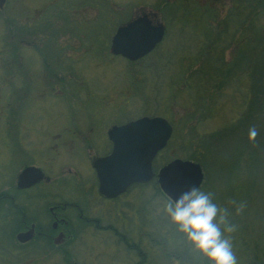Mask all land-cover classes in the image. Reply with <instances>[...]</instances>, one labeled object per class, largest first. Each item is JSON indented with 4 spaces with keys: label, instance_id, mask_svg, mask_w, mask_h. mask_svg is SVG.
I'll use <instances>...</instances> for the list:
<instances>
[{
    "label": "rangeland",
    "instance_id": "1",
    "mask_svg": "<svg viewBox=\"0 0 264 264\" xmlns=\"http://www.w3.org/2000/svg\"><path fill=\"white\" fill-rule=\"evenodd\" d=\"M67 1L4 0L0 6V132L6 130L9 122L12 124L7 134L0 133V137L7 139H0V191L5 189L13 174L15 175L25 163L44 166L53 180L50 183H41L28 197L20 199L29 205L28 215L35 216V219L42 223L47 220L45 203L52 198L48 194L50 192H55L57 196L55 200L76 199L89 210L92 206L98 207L99 200H91L92 202L88 203L89 195H84L80 190L81 176L82 181L92 180V173L88 167L89 156L105 152L103 135L112 124L142 115H161L160 111L166 108V104L162 99L157 100L158 102L154 100V93L157 92H152L155 90L153 84L148 81L144 85L141 75L143 71L149 69L156 76L155 70L162 67L164 61L167 64L165 58L184 37L178 28H169L167 33L165 31L166 35L164 34L162 41L155 47L156 52L151 51L140 58L141 60L138 59L140 62L133 71V66L131 68L119 56L113 55L115 58L105 56L104 49L106 50L110 36L118 25L114 29L109 27L108 33L102 25L104 23L101 19L102 9H97L96 4L102 3L103 7L107 4L112 5L121 12L118 14L119 17L126 20L142 12H153L156 13V20L165 25L161 12L156 8L165 0H84L80 4L76 2L70 4ZM89 1L95 6L87 4ZM218 2L228 4L232 0ZM201 4L205 5V0ZM212 5L217 7V4ZM48 21H52V24H46ZM34 22L39 23L35 29L36 35H46L45 44L51 52L45 55L50 69L55 67L54 63L57 60L54 59V54L51 55L53 48L55 47L57 52H62L61 46L64 47L61 53L64 57L61 55V63L59 62L57 66V69L60 65L63 68L58 73L55 70L57 73L55 75V72L52 73L43 67L41 56L22 48L24 73L19 72L14 76L13 86L16 90L22 85L26 87L31 85L25 91L23 87L19 92L9 91L7 54L3 53L6 42H11L10 37L16 36L18 27L28 26ZM175 23L173 26H180L176 20ZM91 27L96 31L100 29V32L91 33L89 29L85 34V28ZM72 28L75 30H71ZM263 32L252 38L255 40L253 45H248L247 48L244 44L245 47L240 46L243 49L238 52L248 54L244 58L259 68L257 74L264 73ZM186 34L191 39L192 34L188 32ZM248 35L252 37L251 34ZM233 58L231 59L228 52L225 61L229 63ZM242 59L239 57V67L236 66V69L229 71L227 67L224 70L222 83L231 75L241 76L244 73ZM166 67L170 66L161 69ZM128 72L131 73L130 80L126 79L125 82L123 76H127ZM25 73L32 76L31 83L22 81L27 78ZM166 73L168 75L169 72ZM247 73H250L249 69ZM257 74L255 85L262 88ZM243 85L247 88L249 86V78L246 75ZM238 87V81H235L234 86L223 87V91L228 94L232 92V88ZM160 93L168 95L163 90ZM169 98L167 97L166 103L171 100ZM254 98L255 94L254 97L252 94L249 96L245 108L244 104L241 107L237 102L230 100L217 102V106L214 107L209 100L206 101L203 109L196 112L194 110L192 116L188 115L189 122L185 131L181 129L182 134L173 140L174 148L183 147L180 150L176 149L182 153L179 157L183 158L182 155L185 156L188 152H195L196 156L201 157L202 161L194 160L199 162L204 170L200 189L213 193L214 201L229 210L230 220L238 226L237 231L231 234L238 264H247L246 258L254 262H264V113L258 114V110L253 111L259 104L258 97ZM7 101H12L11 108ZM190 104L192 103L188 102L185 105L186 109H189ZM210 107L214 109L211 116L207 117L211 112ZM177 108L180 110L179 105L175 106V109ZM245 112L248 113L249 119L243 117L241 120ZM253 126L257 129L258 135L254 142H250L248 131ZM101 138L103 139L100 140ZM163 159L164 157L160 156L156 158L158 162ZM49 164L58 167H46ZM68 168L72 172H77V175L68 173ZM60 170L66 171L62 173ZM249 173L253 181L252 190L248 187L241 193L243 190L236 186L235 196L231 197L234 189L230 180L234 178L245 181ZM38 191H43L47 195L37 196ZM230 198H235L232 201L237 203H246L242 214L238 216L235 214V205L231 203ZM164 201H166L164 196L159 195L153 183H150L122 195L115 203H108L111 209L115 204L119 208L116 212L113 209L102 211L105 214L103 217L107 215L105 218L108 219L109 215L111 218L108 220L112 219L113 222L115 218L117 219V214L123 215L126 219L140 217L141 220L142 207L145 211L143 216L145 223L142 225L148 227V231L149 227L160 230L162 227L156 217V208ZM95 210L97 209L90 211L97 217L102 215ZM70 214L73 218L74 213L71 211ZM74 219L77 231L61 248L43 239L21 246L13 235L15 226L21 223L20 214L7 204H1L0 264H133L136 261L137 258L132 257L131 252L114 232L97 231L90 226L82 225L75 216ZM130 222L132 223V220ZM132 226L133 224L130 227ZM140 229L136 227L132 235L136 236ZM178 247L181 248L173 243L170 232L166 244H154L148 251L145 264H179V260L174 258L177 256L173 257L169 253L177 252Z\"/></svg>",
    "mask_w": 264,
    "mask_h": 264
},
{
    "label": "trees",
    "instance_id": "2",
    "mask_svg": "<svg viewBox=\"0 0 264 264\" xmlns=\"http://www.w3.org/2000/svg\"><path fill=\"white\" fill-rule=\"evenodd\" d=\"M83 1L84 0H68L67 2L70 4L72 2L80 4ZM202 1L203 0H165L156 6V8H158L161 12V16L164 20L166 33L169 28L173 29L176 27V29L178 28L181 31L184 37L180 40V44L178 46H174L168 56L166 58L164 57L165 60H167V64L164 61L163 66L155 70L156 76H154L149 69L147 71H143V74L141 75L142 80L145 82L144 85H146L148 81H151V85L153 84L152 87L155 90H152V92H157L156 94L154 93V100H164L166 108L161 109V106H159L162 110L160 111V114L166 117L173 127L172 136L168 141V144L157 155V157H164V159L161 160V162H158L156 157L154 160L155 169L173 157H177L182 154L176 149L180 150L183 149V147L180 146L179 148H174L173 140L176 139L177 135L182 134L181 129H184L185 131V127L189 122V119H187L188 115L192 116L194 110L196 112V110L200 111L203 109L206 101L209 100L212 107H214L217 106V102L230 100L232 102H237V104L241 107L244 104L243 108H245L249 101V96L252 94L254 97L255 94V98L258 97L259 104L256 109H253V111L258 110V114L264 113V73L260 72L257 74L259 68L254 63H251V61L248 62V60L244 58L248 54L245 55L244 53L243 55L238 53L243 49V47H245V45L247 48H249L248 45H253L255 40L252 38L256 37L258 33H262L264 31V0H232V2L228 4H219L218 0H205V5L201 4ZM87 4L93 5V2L89 1ZM212 4H217V7ZM96 5L98 6L97 9H102L101 19L104 20L102 25L105 29H107V32L109 27L114 29L117 25L128 20H126V18L119 17L120 15L118 14L121 12L112 7V5L107 4L104 7L102 3L100 5ZM175 20L178 24H180V26H173V24H176ZM74 22L77 23L76 20ZM46 24H52V21H48ZM37 25H39L37 22L28 24V26L31 27L30 30L26 28L27 26L25 27L24 25H21L18 27L16 36H23L25 30H28L30 36H36L35 29L37 28ZM86 26L88 25L86 24ZM89 29V32L91 33L100 32V29L96 31L93 27H91L85 28L84 33L86 34ZM71 30L74 31L75 29L72 28ZM186 32L192 34L191 39L187 36ZM248 34H251L252 37ZM262 35H264V32ZM43 36L46 37L45 34ZM81 37L83 38V36H80V38ZM6 44L7 45L5 46L3 53L8 54L11 42H6ZM242 45L243 47H240ZM13 46L14 53H20L22 51L21 48L18 47L17 40L14 41ZM61 49L64 51L63 46H61ZM109 49L108 41V46L106 47V50L104 49L105 56L115 58L113 57V54L110 53ZM41 51L44 53L51 52L50 48L45 43L44 48L43 50L41 49ZM52 51L53 53H51V55L54 54L55 57L56 53L58 57L57 60L59 59V62L61 63L60 57L61 55L64 57V54H61L63 51L57 52L55 47ZM155 52L156 51L154 49L152 53ZM228 52H230L231 59L234 57L229 63L225 61ZM239 57L243 58L242 66L244 67L242 72L244 73L241 76L231 75L225 82L222 83V76L224 75V70L227 69V67V70L229 71L233 70V68L236 69V66L239 67ZM122 59L127 62L131 68L133 66V71H135L136 64H139L141 60L129 61L124 58ZM167 65L170 67L161 69ZM62 68L63 66L60 65L58 69L56 68V72L58 73ZM248 69L250 73H247ZM50 71L52 73L55 72L54 69H51ZM166 72H169L168 75ZM255 74H257V79L263 85L262 88L255 85ZM126 75L127 76H123L125 82L126 79L130 80L131 73L128 72ZM245 75L249 78L248 88L243 85ZM235 81H238L239 87L237 89L232 88V92L226 94L223 91V87L234 86ZM161 90L165 91L168 95H161ZM258 90L260 91L257 94ZM169 96L171 97L169 98ZM167 97L171 100L166 103ZM188 102H191L192 104L189 105V109H186L185 105ZM176 105H179L180 110L184 111L178 112L180 110H178V108L175 109ZM212 107L209 108L211 112L207 115V117L211 116L212 109H214ZM243 117L249 119L248 113H243L241 120ZM247 123L248 121H246L245 125H247ZM182 157L191 160H201V157L196 156L195 152H188L185 156L182 155ZM252 167L255 166L252 165ZM152 183L157 193L162 195L157 183ZM230 183L233 184L234 189L231 197L234 193H236V186L239 190H243L241 193H244V190L248 187L250 190L253 188V181L250 173L245 181L235 180L232 178ZM138 187L139 186L135 188ZM201 187H199V189ZM230 199L231 203L232 200H235V198ZM145 210L147 209L145 208ZM144 213L145 211H143L141 207L140 215L142 214V219L140 220L139 217V219L132 220V223L129 218L126 219L123 215H121V219L124 222V228L121 230L119 229L118 234L115 233L119 237V240L127 247L128 251L131 252L132 257L137 258L133 264H145L147 261L148 251L154 246V244H166L169 240L170 232H172L173 243L178 244L181 248L178 247L177 252L169 251V253L173 257L174 255L177 256L174 258L179 260V264H207L205 258L189 250V245L184 242L182 236L175 231L174 226L168 222L165 216H156L157 220L161 224L160 226L162 227L160 230L151 229L149 227L150 230L148 231V227L145 228V226L142 225L145 223L143 218V216H145ZM139 222H141V224H138ZM126 224H130V226L133 224V226L130 227ZM136 227L141 229L135 236L132 235V233H135ZM246 262L247 264H264L263 261L254 262L250 261L248 258H246Z\"/></svg>",
    "mask_w": 264,
    "mask_h": 264
},
{
    "label": "water",
    "instance_id": "3",
    "mask_svg": "<svg viewBox=\"0 0 264 264\" xmlns=\"http://www.w3.org/2000/svg\"><path fill=\"white\" fill-rule=\"evenodd\" d=\"M4 0H0V6ZM156 13L142 12L118 25L110 40V51L130 61L149 54L162 40L165 28ZM171 123L161 115H142L107 129L112 142L109 154L96 157L92 166L98 178V191L105 197L124 192L132 183H145L154 176L168 198L201 185L204 173L198 162L179 157L165 163L155 173L152 161L171 135ZM44 174L35 166L25 167L18 176L19 186H29ZM20 240L22 234L18 235ZM77 264V263H72Z\"/></svg>",
    "mask_w": 264,
    "mask_h": 264
},
{
    "label": "flooded vegetation",
    "instance_id": "4",
    "mask_svg": "<svg viewBox=\"0 0 264 264\" xmlns=\"http://www.w3.org/2000/svg\"><path fill=\"white\" fill-rule=\"evenodd\" d=\"M26 27V26H25ZM29 26H27L26 28H28ZM44 35V34H43ZM43 35H36V36H30L28 33V30L24 31V35L21 37H15V36H11V45L9 48V52L7 54V68H8V75H7V80L10 82L9 83V91H21L22 87L23 90L25 91L26 88H28L29 85H27V87L25 85H22L20 88L15 90V87L13 86V78L14 76H16V74H18L19 72H22V74L24 73V59H23V55L22 51L20 53H14V46L13 43L15 40H17L18 43V47H20L21 49L25 48L29 51H33L35 54L39 55L42 57V62H43V67L45 69H50L48 63H47V59H46V55L44 52L41 51V49L43 50L44 48V43L46 40V37ZM29 44L31 45V47H29ZM54 59H57V56L54 57ZM59 63V59L55 61V67H53L54 70H56L57 66ZM32 69V68H31ZM27 71V69L25 70V72ZM29 71V69H28ZM39 71V70H37ZM41 73V72H40ZM44 73V72H43ZM27 75V78L22 81L25 82H30L33 80L32 76L29 75V73H25ZM55 75L57 74L56 72L54 73ZM40 77V76H39ZM38 77V78H39ZM37 88V86H35ZM22 95V94H21ZM8 102V106L11 108L12 107V101H7ZM13 110V109H12ZM120 121V120H119ZM123 123V121H120L119 123H115V124H120ZM12 124L9 122L7 125V128L4 132L9 131L11 129ZM4 132H0V133H4ZM104 139L101 138L100 140L103 139V143L106 145V149L105 152H103V154L98 155H90L89 156V165L88 167H90V171L92 173V180H86V181H82L83 177L81 176L80 178H82L80 180V185H81V192L84 195H89V202L91 203L93 200H99L100 204L98 205V207L93 208L92 206V211L93 209H97L95 211H99L98 214H102L101 216H95L94 212H91L89 210V208L86 209L85 205H83V203L79 200L76 199H67V198H61V200H55V192H50L48 193L50 196H52L51 199H48L46 201V217L47 220L45 223H42L39 219L36 220L35 216H30L28 215V211H29V205L27 203L24 202V200H20L21 198L24 197H28L29 193L32 191H35L36 187H39V185L41 183H50L53 178L51 175H49V173L46 172V170L42 167V166H37L34 164H27L25 163L24 165H22V167L19 168V170H17V172L15 173V175L13 174L11 181H9L7 183V186L5 187V189L0 191V205L1 204H7L9 208H13L14 211L18 214H20V219H21V223L18 224V226L14 228V238L15 241L20 244L21 246L30 244L32 242H36V240H46L47 242L55 245V246H59V248H61V246H64V244H66L70 239L71 236L73 235V233H76L77 228L76 225L74 224V216L75 218H77L82 225H87L90 226L91 228L97 230V231H111L114 232L116 234H118V230L120 229V224L122 225V228H124V222L121 219V215L117 214V219L115 218L114 222L110 220H108L109 218H111V216L108 215V219H106L105 217H103V215H105L102 211H110V210H114V212H116L118 210V205L115 204L114 208H110L108 205V203H115L118 201V199L125 194L130 193L133 189H135V187L137 186H141V185H149L150 183H152L153 181H155V179L146 182L145 184L142 183H134L131 184L130 186H128L125 190V192L120 193L119 195L115 196V197H105L104 195L100 194L98 191V178H97V174L95 169L92 166V161L94 158L96 157H102V156H106L107 154H109L111 152L112 149V142L109 140L107 132L106 134L103 135ZM1 140L6 139L5 137H0ZM7 140V139H6ZM93 147V146H92ZM27 166H35L40 168V170L42 171V173L44 174V176L40 179H38L37 181H35L33 184L29 185V186H19L18 184V176L19 173ZM42 167V168H41ZM46 167H58V166H54L52 164L47 165ZM154 167V166H153ZM155 170V169H154ZM62 171V170H60ZM66 171V170H65ZM65 171H62V173H65ZM68 173H71L72 170L71 169H67ZM74 175H77V172L73 171L72 172ZM148 183V184H147ZM133 188V189H132ZM47 195V193L43 192V191H38L37 192V196L40 197H45ZM83 195V196H84ZM92 200V201H91ZM44 207V205H43ZM28 209V210H27ZM74 213V216L72 218L70 212ZM28 216V217H27ZM136 217V216H135ZM137 218V217H136ZM75 220V219H74ZM129 220H136L134 218H129ZM22 234L23 239L20 240L18 238L19 234ZM58 248V249H59Z\"/></svg>",
    "mask_w": 264,
    "mask_h": 264
},
{
    "label": "clouds",
    "instance_id": "5",
    "mask_svg": "<svg viewBox=\"0 0 264 264\" xmlns=\"http://www.w3.org/2000/svg\"><path fill=\"white\" fill-rule=\"evenodd\" d=\"M257 135L255 126L251 127L248 140L254 142ZM232 203L235 214H242L246 203ZM156 214L165 216L189 250L205 258L207 264H238L231 235L238 226L230 220L229 210L214 201L213 193L192 187L164 201Z\"/></svg>",
    "mask_w": 264,
    "mask_h": 264
}]
</instances>
